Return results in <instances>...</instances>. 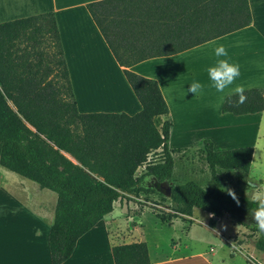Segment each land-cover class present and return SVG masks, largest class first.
I'll list each match as a JSON object with an SVG mask.
<instances>
[{
  "label": "trees",
  "instance_id": "16d2710c",
  "mask_svg": "<svg viewBox=\"0 0 264 264\" xmlns=\"http://www.w3.org/2000/svg\"><path fill=\"white\" fill-rule=\"evenodd\" d=\"M86 8L114 58L126 68L251 23L247 0H101ZM153 33L176 36L170 54L161 48L156 55L150 50L127 54L129 39ZM123 73L141 105L139 113L78 114L53 14L0 25V166L56 194L50 263L68 260L79 238L113 211L114 202L140 194L166 198L172 219L191 217L199 209L212 215L209 226L215 228L226 216L259 234L254 247L264 255V233L249 215L257 201L245 195L253 148L214 151L205 140L201 151L212 187L202 188L194 180L174 185L171 122L156 125L169 113L160 88L152 79ZM243 95V100L237 94L226 96L221 112L241 116L264 111V88L244 90ZM140 167L145 172L137 177ZM232 172L235 181L225 189L222 175ZM111 251L114 264H150L144 242L116 245Z\"/></svg>",
  "mask_w": 264,
  "mask_h": 264
},
{
  "label": "crops",
  "instance_id": "0c3cea01",
  "mask_svg": "<svg viewBox=\"0 0 264 264\" xmlns=\"http://www.w3.org/2000/svg\"><path fill=\"white\" fill-rule=\"evenodd\" d=\"M96 1L101 0H0V25L42 14H53L78 114L124 113L133 116L139 113L142 109L141 105L123 73V70H127L156 81L169 110L167 116L161 117L162 121L178 119L187 122L188 120L203 119L207 120V124L212 120L218 141L220 139L226 142L240 141L243 144L241 143L238 148L252 147L253 155L250 171L246 176L248 186L245 189V195L255 201L253 196L260 194L261 180L256 176L253 177L252 169L254 164L260 166L262 162L264 163V111L234 116L222 113L221 107L226 96L234 94L233 88L236 85H242L244 90L264 88V0H247L251 14L249 26L180 53L167 55L170 54L169 48L177 45L175 35L153 33L129 39V44L125 45L126 48L129 47L127 50L129 55L142 54L146 50H150L156 55L161 53V48L165 49L167 56L149 58L127 68L118 64L86 8L88 3ZM220 44L227 48L231 61L239 63L241 66V75L236 81V85L226 89L224 93H218L214 88H206L200 95L191 93L188 90L193 79L195 80V72L206 71V78L201 82L208 83L207 69L213 66L217 60L213 49ZM184 127L181 124V128ZM211 143L214 151H225L217 150L215 143L212 141ZM169 149L172 151V158H174L173 149L170 146ZM179 150L188 151L185 147H181ZM61 154L72 163L77 164L69 154L65 152H61ZM197 180L199 181H194L203 188V183L200 179L197 178ZM234 181L235 179L232 178L230 186L226 188L224 185V188L229 189ZM172 182L174 185H179L173 181V174ZM19 185L22 191H27L22 183ZM208 188L210 187L208 186ZM16 197L21 198L15 193L9 194L0 185V199L3 198L4 204L10 203L13 199L16 201ZM21 205L22 207L16 212L28 213L33 217L31 220L21 218L15 223H0V264H51L48 239L49 228L53 221H50V224L42 229L43 227L38 223L39 214L32 208ZM5 210L0 215L1 220L8 216ZM113 212L106 215L89 232L79 238L72 255L62 264H114L111 251L113 246L140 242L147 245L150 264H192L191 261L196 259H200L201 264H232L236 252L245 253L243 251L245 245L242 243L237 244L238 247L233 246L235 250L231 251V256L224 251L227 244L232 246V237L247 230L237 224L241 230L229 237L226 244L219 246L218 250L211 248L210 252L213 251L214 254L212 253L210 257L201 253L192 254L188 259L180 257L172 259V255H168V253H159L153 256L148 243L141 238L142 228L135 227L127 239H113L106 224V220H111L113 217ZM211 217L212 215L208 214L209 220ZM184 218L191 220V217L176 219L184 220ZM220 219L217 220L215 228H211L209 224L208 227L212 230L218 229ZM234 223L236 224V222ZM40 230L42 231L41 240L38 236ZM11 233L16 234L12 235ZM171 247L175 249L176 245H171ZM252 252H254V248L248 255ZM218 255H221L220 258ZM245 255L244 262L257 263L247 253Z\"/></svg>",
  "mask_w": 264,
  "mask_h": 264
},
{
  "label": "rangeland",
  "instance_id": "374dc122",
  "mask_svg": "<svg viewBox=\"0 0 264 264\" xmlns=\"http://www.w3.org/2000/svg\"><path fill=\"white\" fill-rule=\"evenodd\" d=\"M194 78L199 81L205 80L206 71L195 72ZM169 121L172 125L169 146L175 153L173 158L175 162L173 181L178 184H183L189 180L199 181L197 180L198 178L203 183V188H208V186L211 187L213 185V180L206 166L203 152L201 151L203 142L205 140H211L215 143L217 150L238 148L241 146L242 142H226L221 139L218 141V137H216L217 132L214 131V122L212 120L207 124V120L203 119H195L194 121L188 120L187 122L178 119ZM162 122L160 118L157 120L156 125L159 126ZM181 124L185 127L181 128ZM181 147H185L188 151L183 152L179 150ZM151 158L155 157L151 156ZM144 172L145 167H140L136 172V176H141ZM252 175L261 180L259 193L264 192L263 162L260 166L254 164ZM222 177L223 185H225L226 188L230 186L231 179L236 178L235 174H223ZM19 183H22V186L27 191H22ZM0 185L9 194L15 193L22 198L19 199L16 197V201L13 199L10 203L6 204L3 203V198L2 200L0 199V215L4 213L5 209V212L7 211L8 213L6 214L8 215L7 218L4 217L3 220L0 218V223H15L21 218L31 220L33 215L24 212H16L17 209L22 207L21 204L32 208L39 214L38 223L43 227L42 229L46 228V226L50 224V221H53L56 202V194L54 192L40 189L34 182L23 179L1 166ZM113 211V217L111 220H106V224L108 232L113 236L114 240L127 239L130 237L135 227L142 228L141 238L148 243L153 256L159 253H168V255H172V259L178 257L181 259H188L190 255L198 253L210 257L213 253V251L212 253L210 252L211 248L218 250L219 246L226 244V240H228L229 237L234 236L235 233L241 230L237 224L226 216L220 219L219 228L212 230L208 227V214L199 209L193 210L191 220H187V218H184V220H174L171 218L173 212L170 202L166 198L154 194H140L138 197L124 196L122 199L115 202ZM158 217H164L171 223H161ZM11 234L14 235L16 233ZM38 236L39 240H41V230ZM258 237V233H251L248 229L244 230L242 234L240 233L232 237V246L227 244L224 251L231 256V251L235 250L233 246L238 247L237 244L240 245L242 243L245 245L243 251L247 253V255L254 248V252L250 253L248 255L249 257H252L258 264H264V255L254 247V243ZM171 245H176V248L172 249ZM245 253L242 252L240 254L236 252L232 264H250L248 263L250 261L244 262ZM219 256L221 255H218V258H220ZM191 263L201 264L202 262L200 259H196L192 260Z\"/></svg>",
  "mask_w": 264,
  "mask_h": 264
},
{
  "label": "clouds",
  "instance_id": "9594fccd",
  "mask_svg": "<svg viewBox=\"0 0 264 264\" xmlns=\"http://www.w3.org/2000/svg\"><path fill=\"white\" fill-rule=\"evenodd\" d=\"M214 55L217 60L213 66L208 67V83L199 80H193L188 91L195 95L203 94L206 88H214L218 93H224L226 89L236 85V81L241 75V66L239 63L231 61L227 48L220 44L214 49ZM233 93L244 99V88L242 85H236ZM257 201V207L250 209L249 215L254 221V225L260 233H264V192L253 196Z\"/></svg>",
  "mask_w": 264,
  "mask_h": 264
},
{
  "label": "water",
  "instance_id": "95a60500",
  "mask_svg": "<svg viewBox=\"0 0 264 264\" xmlns=\"http://www.w3.org/2000/svg\"><path fill=\"white\" fill-rule=\"evenodd\" d=\"M165 193H166L167 196H169L170 190L169 189H166V192Z\"/></svg>",
  "mask_w": 264,
  "mask_h": 264
}]
</instances>
